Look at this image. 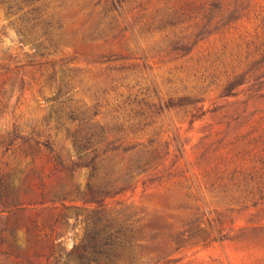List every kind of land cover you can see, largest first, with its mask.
<instances>
[{"label":"rangeland","instance_id":"obj_1","mask_svg":"<svg viewBox=\"0 0 264 264\" xmlns=\"http://www.w3.org/2000/svg\"><path fill=\"white\" fill-rule=\"evenodd\" d=\"M115 231L132 264H264V0H0V264Z\"/></svg>","mask_w":264,"mask_h":264},{"label":"trees","instance_id":"obj_2","mask_svg":"<svg viewBox=\"0 0 264 264\" xmlns=\"http://www.w3.org/2000/svg\"><path fill=\"white\" fill-rule=\"evenodd\" d=\"M77 148L79 152H88L89 154H95V149L93 148V145L89 144H77ZM114 148L113 150H115ZM110 150V149H109ZM96 158L95 155H92L90 158L83 159L82 162L74 164L76 168H87V164H91L94 159ZM88 159L89 162L85 163ZM156 161L155 158H151L146 160L143 164L137 165L136 169L133 172H129L125 174V180L124 184L119 189H112L111 186H98L96 189H91L89 186V183L87 184L88 188V194L87 199L89 201H94L99 204V207H102V203L108 199L112 198L115 195H119L123 192H126L128 190L132 191L135 189V185L138 183V181H134L136 176H139L141 174H145L146 172L154 170L153 164ZM121 231V230H120ZM90 232H87L86 239L88 237V234ZM119 234V231H115L114 233H108L104 239L95 240V237L93 235L90 236L87 240H85V245L90 244V248H85V245L82 244L81 246H74L73 252L71 256H73L74 259H70L72 264H132L136 258H131V260L127 262H123L120 258H117L112 254V249L116 246H120L123 248H132V246L135 244V241L133 238H126L125 234ZM113 235H115L113 237ZM207 240H213L210 238H207ZM205 242V240H204ZM205 244V243H204ZM104 249L103 251L101 249ZM101 254H104L103 260L104 263L101 262L99 256ZM69 256V254H68ZM159 262V259H158Z\"/></svg>","mask_w":264,"mask_h":264}]
</instances>
